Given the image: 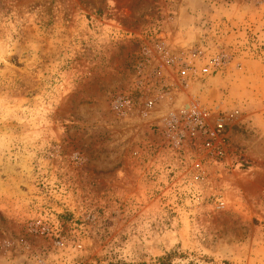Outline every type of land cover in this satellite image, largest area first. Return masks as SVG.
<instances>
[{
    "label": "rangeland",
    "instance_id": "374dc122",
    "mask_svg": "<svg viewBox=\"0 0 264 264\" xmlns=\"http://www.w3.org/2000/svg\"><path fill=\"white\" fill-rule=\"evenodd\" d=\"M166 58L239 110L203 179L146 106ZM224 261L264 264V0H0V264Z\"/></svg>",
    "mask_w": 264,
    "mask_h": 264
},
{
    "label": "built area",
    "instance_id": "2783aa9c",
    "mask_svg": "<svg viewBox=\"0 0 264 264\" xmlns=\"http://www.w3.org/2000/svg\"><path fill=\"white\" fill-rule=\"evenodd\" d=\"M166 63L177 65L175 81L170 82L167 91L159 90L157 97L146 101L149 108H157L164 100V107L151 116L152 125L157 126L169 152L189 154L195 157V180L203 179L208 166L226 165L229 150V130L237 117L238 108H222L219 103H205L191 89L195 82H201L211 73L209 66L198 70L192 64L178 59L166 58ZM216 65V64H215ZM118 105L128 106L129 101L119 99ZM203 160V161H202ZM235 164V165H233ZM230 169L239 164L230 161ZM228 169V170H230ZM223 205V202H219Z\"/></svg>",
    "mask_w": 264,
    "mask_h": 264
},
{
    "label": "trees",
    "instance_id": "16d2710c",
    "mask_svg": "<svg viewBox=\"0 0 264 264\" xmlns=\"http://www.w3.org/2000/svg\"><path fill=\"white\" fill-rule=\"evenodd\" d=\"M168 256H170V253L166 254V256L164 257V259L167 258ZM121 264H126V263H121ZM131 264H133V263H131ZM222 264H230V263L224 261Z\"/></svg>",
    "mask_w": 264,
    "mask_h": 264
}]
</instances>
